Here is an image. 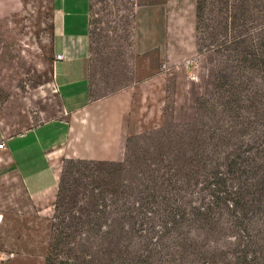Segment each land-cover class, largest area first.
<instances>
[{"label": "rangeland", "instance_id": "1", "mask_svg": "<svg viewBox=\"0 0 264 264\" xmlns=\"http://www.w3.org/2000/svg\"><path fill=\"white\" fill-rule=\"evenodd\" d=\"M127 2L95 0L93 31ZM21 6L0 15V119L43 102L48 0ZM167 26L120 152L66 159L44 209L0 179V264H264V0H168Z\"/></svg>", "mask_w": 264, "mask_h": 264}, {"label": "crops", "instance_id": "2", "mask_svg": "<svg viewBox=\"0 0 264 264\" xmlns=\"http://www.w3.org/2000/svg\"><path fill=\"white\" fill-rule=\"evenodd\" d=\"M22 1L0 0V15L19 11ZM94 2L48 0V35L33 40L48 41L50 60L38 58L27 70L36 75L32 98H43V105L32 113L14 98V110L0 119V179L20 185L36 209L50 206L66 159L122 150L137 90L145 102L154 74L163 72L168 0H128L115 27L101 33L93 31Z\"/></svg>", "mask_w": 264, "mask_h": 264}, {"label": "built area", "instance_id": "3", "mask_svg": "<svg viewBox=\"0 0 264 264\" xmlns=\"http://www.w3.org/2000/svg\"><path fill=\"white\" fill-rule=\"evenodd\" d=\"M4 147V142L3 140H0V148Z\"/></svg>", "mask_w": 264, "mask_h": 264}]
</instances>
